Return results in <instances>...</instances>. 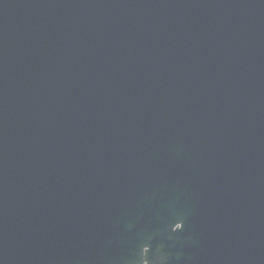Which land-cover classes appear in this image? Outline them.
Returning a JSON list of instances; mask_svg holds the SVG:
<instances>
[{
    "label": "water",
    "instance_id": "obj_1",
    "mask_svg": "<svg viewBox=\"0 0 264 264\" xmlns=\"http://www.w3.org/2000/svg\"><path fill=\"white\" fill-rule=\"evenodd\" d=\"M0 264H264V0H0Z\"/></svg>",
    "mask_w": 264,
    "mask_h": 264
}]
</instances>
